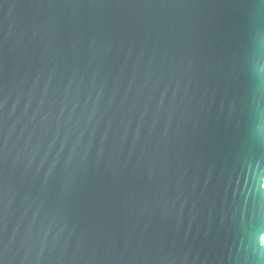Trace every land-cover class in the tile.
Here are the masks:
<instances>
[{
	"label": "water",
	"instance_id": "obj_1",
	"mask_svg": "<svg viewBox=\"0 0 264 264\" xmlns=\"http://www.w3.org/2000/svg\"><path fill=\"white\" fill-rule=\"evenodd\" d=\"M0 264H264V0H0Z\"/></svg>",
	"mask_w": 264,
	"mask_h": 264
}]
</instances>
